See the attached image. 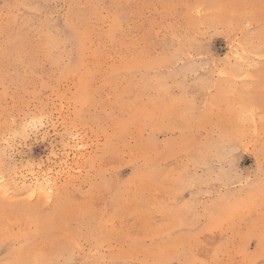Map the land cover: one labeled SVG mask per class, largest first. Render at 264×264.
I'll list each match as a JSON object with an SVG mask.
<instances>
[{
  "label": "rangeland",
  "instance_id": "1",
  "mask_svg": "<svg viewBox=\"0 0 264 264\" xmlns=\"http://www.w3.org/2000/svg\"><path fill=\"white\" fill-rule=\"evenodd\" d=\"M0 264H264V0H0Z\"/></svg>",
  "mask_w": 264,
  "mask_h": 264
}]
</instances>
